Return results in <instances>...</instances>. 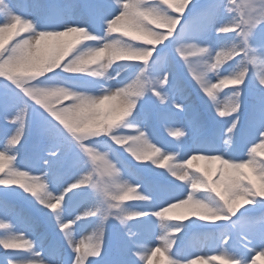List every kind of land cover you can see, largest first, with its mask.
<instances>
[{
    "label": "snow or ice",
    "instance_id": "obj_1",
    "mask_svg": "<svg viewBox=\"0 0 264 264\" xmlns=\"http://www.w3.org/2000/svg\"><path fill=\"white\" fill-rule=\"evenodd\" d=\"M157 256L264 257V0H0V264Z\"/></svg>",
    "mask_w": 264,
    "mask_h": 264
},
{
    "label": "rangeland",
    "instance_id": "obj_2",
    "mask_svg": "<svg viewBox=\"0 0 264 264\" xmlns=\"http://www.w3.org/2000/svg\"><path fill=\"white\" fill-rule=\"evenodd\" d=\"M180 211H184V210L183 209H174L172 213H178ZM88 234H89L88 232L84 233L85 236ZM193 248H198L199 250H201L203 252H208V253L211 252L210 247L205 242H203L202 239L195 241ZM157 260H159V256L154 258L153 264H156ZM198 264H204V262H198Z\"/></svg>",
    "mask_w": 264,
    "mask_h": 264
},
{
    "label": "trees",
    "instance_id": "obj_3",
    "mask_svg": "<svg viewBox=\"0 0 264 264\" xmlns=\"http://www.w3.org/2000/svg\"><path fill=\"white\" fill-rule=\"evenodd\" d=\"M221 97L225 98V97L223 96V94L221 95ZM210 240H211V239H210ZM212 264H224V262H223V261H215V262H212ZM257 264H264V257H262V258H258V259H257Z\"/></svg>",
    "mask_w": 264,
    "mask_h": 264
}]
</instances>
